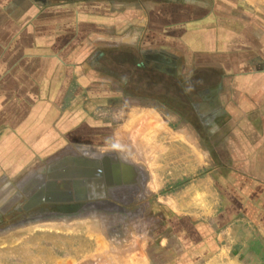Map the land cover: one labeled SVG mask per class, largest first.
Masks as SVG:
<instances>
[{
    "label": "rangeland",
    "instance_id": "1",
    "mask_svg": "<svg viewBox=\"0 0 264 264\" xmlns=\"http://www.w3.org/2000/svg\"><path fill=\"white\" fill-rule=\"evenodd\" d=\"M116 53L108 48L92 64L97 75L75 98L71 144L43 160L0 162V264H197L212 247L204 241L212 237L211 207L244 200L239 172L259 170V162L232 161L245 147L225 140L222 124L235 114L225 108L232 99L220 98L232 90L222 69L187 71L178 58L152 71L135 66L146 59L138 52ZM143 121L151 125L140 132ZM177 141L187 143V169L170 146ZM73 168L88 172L75 180L96 194L32 203L44 185L68 192L72 179L54 173ZM98 171L112 184L103 174L89 179Z\"/></svg>",
    "mask_w": 264,
    "mask_h": 264
},
{
    "label": "crops",
    "instance_id": "2",
    "mask_svg": "<svg viewBox=\"0 0 264 264\" xmlns=\"http://www.w3.org/2000/svg\"><path fill=\"white\" fill-rule=\"evenodd\" d=\"M108 48L136 51L151 66L184 58L187 71L222 69L232 90L220 98L232 99L225 108L237 115L222 124L225 140L245 147L232 161L259 162L260 169L239 172L243 201L211 207L212 237L204 241L212 247L197 264H264V0H0V162L43 160L72 143V105ZM177 142L170 146L179 147L186 164L187 143ZM76 170L68 178L83 184ZM44 186L32 195L46 193Z\"/></svg>",
    "mask_w": 264,
    "mask_h": 264
},
{
    "label": "flooded vegetation",
    "instance_id": "3",
    "mask_svg": "<svg viewBox=\"0 0 264 264\" xmlns=\"http://www.w3.org/2000/svg\"><path fill=\"white\" fill-rule=\"evenodd\" d=\"M108 163V162H107ZM102 174H103V177H105L106 175L104 174V172L102 171ZM98 175H99V173H96V174H94V175H92L93 177H91V178H89L90 180H93V179H98ZM107 178H109V176L107 177ZM107 178H106V180H107ZM89 180V182H93V181H90ZM108 180H110V178L108 179ZM95 182L97 183V180H95ZM75 184V185H74ZM82 183H78V182H74V181H72L71 182V186H72V188L71 189H69V190H67L68 191V194H59L58 192V190H56V189H52V188H49V187H46V186H44V190H45V192H48L47 193V196L48 197H50V198H57V199H60V198H66V199H68V198H74V192H75V189L77 188V187H80V189H79V191H82L84 194H86V195H94V194H96L97 192H98V190H95L94 192L93 191H85V189L84 190H82V188H84V186L82 187ZM113 192V191H112ZM49 193H52V194H49ZM115 193H120V194H123V193H125V192H123L122 190H120V192L119 191H116L115 190ZM31 198L33 199V200H35V197H34V195H32L31 194Z\"/></svg>",
    "mask_w": 264,
    "mask_h": 264
},
{
    "label": "bare ground",
    "instance_id": "4",
    "mask_svg": "<svg viewBox=\"0 0 264 264\" xmlns=\"http://www.w3.org/2000/svg\"><path fill=\"white\" fill-rule=\"evenodd\" d=\"M142 130V129H141ZM77 171V174H82L83 173V175H85V173H88V172H86V170H82V172L78 169V170H76ZM64 176H72V175H69L70 174V171L69 170H66V172H64ZM58 176V175H57ZM34 183V182H33ZM36 185V183L31 187V189L34 187ZM83 187V186H82ZM79 189H80V187H77L76 189H75V196H78V197H80L79 196V193L81 192V191H79ZM46 193H48V192H46ZM46 193H44L42 190H39L38 191V193L36 194V196L34 195V197H36L37 199H40V198H44V199H50V197H48L47 196V194ZM75 198V197H74ZM51 199H57V198H51Z\"/></svg>",
    "mask_w": 264,
    "mask_h": 264
},
{
    "label": "water",
    "instance_id": "5",
    "mask_svg": "<svg viewBox=\"0 0 264 264\" xmlns=\"http://www.w3.org/2000/svg\"><path fill=\"white\" fill-rule=\"evenodd\" d=\"M97 173H99V177L100 176H102V173H100L99 171L97 172ZM81 175H83V173L81 174ZM85 175H88V174H85ZM80 176V174H74V177H79ZM108 176H106V178H107ZM109 178H107V180H108ZM100 180H102V178H100ZM112 184V182L111 181H107V184ZM113 183H119L118 181H115V182H113ZM66 187H68V185H66ZM93 195H88L87 197H92ZM31 199V198H30ZM75 200H80V199H86V196L85 197H78V196H75V198H74ZM32 200V199H31ZM48 200H51V198L50 199H48ZM34 201V202H33ZM38 201H41V200H38ZM35 202H37V200L35 201V200H32V203H35Z\"/></svg>",
    "mask_w": 264,
    "mask_h": 264
},
{
    "label": "trees",
    "instance_id": "6",
    "mask_svg": "<svg viewBox=\"0 0 264 264\" xmlns=\"http://www.w3.org/2000/svg\"><path fill=\"white\" fill-rule=\"evenodd\" d=\"M138 67H143L144 69L147 67L149 68V70H152V71H157L158 67L156 66H151L149 63L145 62V61H140V63L138 64ZM162 73H167L165 72L164 69H162ZM168 74V73H167ZM169 75V74H168Z\"/></svg>",
    "mask_w": 264,
    "mask_h": 264
}]
</instances>
